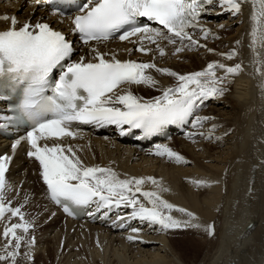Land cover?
Here are the masks:
<instances>
[{
  "label": "snow or ice",
  "instance_id": "snow-or-ice-1",
  "mask_svg": "<svg viewBox=\"0 0 264 264\" xmlns=\"http://www.w3.org/2000/svg\"><path fill=\"white\" fill-rule=\"evenodd\" d=\"M34 2L51 5L53 16H65L63 5L66 0ZM218 2L236 15L241 11L243 0ZM213 3L214 0H85L77 5L76 14L68 19L72 25L70 32L78 37L82 45L89 46L92 59L80 56L76 60L72 59L75 51L73 41L49 23L26 22L16 27L18 21L15 16H0V19L11 21L7 29L0 30V77L23 80L28 85L20 105L19 119L26 118L31 127L25 136L12 144L13 153L21 141H27L30 145L27 156L39 162L40 175L47 186L50 199L62 205L65 213L73 214L71 205L95 203L97 211L121 206L131 208L128 219L159 225L162 231L200 227L198 224H191V219L181 221L171 215L176 206L163 199L159 191L143 190L142 186L146 182L159 187L158 181L153 177L121 179L110 167L86 166L73 147L62 141L79 136V125H115L122 135L130 134L133 129H140L144 134L141 138H144L161 131L165 125L187 122L204 101L223 96L227 91L225 81L239 74L242 64L227 66L213 61L202 71L181 75L169 68L157 67L153 61L118 59L115 53L101 52L95 46L119 39L139 44L136 50L147 54L152 51L151 48L144 47V42L148 41L156 46L159 55L163 57L166 52L159 41L164 40L173 46L179 42L180 46L175 47L173 54L180 53L185 47L199 45V41L193 38L188 29L199 28L207 39L211 30L197 21ZM251 3L253 11L250 17L252 27L249 47L255 71L264 77V0H251ZM141 18L162 27H151L149 23L142 22ZM132 37L138 39L132 41ZM184 41H188V45ZM236 43L239 44L240 41ZM127 51L131 53L132 49ZM208 51L214 50L209 48ZM219 55L231 60L237 52L233 49ZM57 68L60 69L59 77L50 83L49 76ZM151 69L175 77L177 84L164 88L160 96L145 100L134 95L130 89L133 85L154 87L157 81L149 73L148 70ZM217 69H223L224 75L218 76ZM48 88L52 95L46 96L44 92ZM209 119L212 118L198 116L192 123L194 127H201ZM74 127L77 130L74 131ZM215 127L213 125L212 129ZM197 134L204 135L193 132L188 133V136L192 138ZM207 138H211V135ZM155 154L167 155L178 163L186 162L183 156L167 145H157ZM11 160V156L0 155V219L10 213L13 217L18 216L22 223H11L4 227L2 234L6 240L5 254L0 255V260L11 259L12 264H15L24 240L17 230L22 229L27 233L32 225L24 221L19 207L13 208L10 202L5 201L6 171ZM193 183L204 186L208 182L198 180ZM140 196L149 206L141 201ZM177 210L194 218V214L186 209ZM120 226L124 227L123 224ZM205 230L209 235L214 234L212 225H208ZM138 231L137 228L132 229L133 233ZM128 239L134 240L137 237L129 236ZM32 242L34 241L29 243ZM10 247L12 250L8 251Z\"/></svg>",
  "mask_w": 264,
  "mask_h": 264
},
{
  "label": "bare ground",
  "instance_id": "bare-ground-1",
  "mask_svg": "<svg viewBox=\"0 0 264 264\" xmlns=\"http://www.w3.org/2000/svg\"><path fill=\"white\" fill-rule=\"evenodd\" d=\"M226 7L217 2L215 9L209 12V26L206 28L211 31L207 39L201 33L193 35L199 45L206 47H185L184 51L173 54L180 44H170L169 57L160 63L158 59L157 66L183 75L197 72L195 69L201 67L206 68L213 61L227 66L242 64V71L225 81L227 91L224 95L204 101L198 113H201L199 117L212 118L208 121L213 120L216 125V143L214 140L204 142L205 134L185 138L191 129L175 137L180 148L173 151L186 161L180 163L167 155H156V149L147 154L133 152L130 145L117 142L115 138L112 140L114 145L110 146L100 135L90 136V142L76 141V145H72L85 165L94 161L109 163L117 168L119 172L116 173L121 179L153 177L159 187L146 182L143 190L159 191L163 199L176 206L171 215L181 221L191 219V224L200 227L162 231L159 225L128 219L132 209L123 210L121 207H112L104 212L112 211L115 217L111 227L87 221L74 222L64 218L58 209L43 199L32 200L37 196L33 188L37 186V179L36 175L29 173L24 186L14 183L4 190L5 200H10L15 207L20 206L24 221L34 224L27 233L22 229L17 230L18 235L24 237L15 258L19 259L18 264H264V77L256 73L249 47L253 11L251 0H243L241 11L236 15ZM5 8L19 16L30 15V8L24 2ZM20 20L23 19L18 18ZM0 23L6 26L9 20H0ZM237 41L240 43L237 44ZM159 43L164 48L167 46L164 41ZM184 44L188 45V41H184ZM209 48L214 51L209 52ZM233 49L237 55L231 60L219 55ZM148 71L157 84L154 87L133 85L130 89L133 93L150 97L162 94L164 88L175 83L173 76L158 73L155 69ZM217 75L223 76L224 70L217 69ZM207 126L196 129V133H205ZM62 143L66 144L64 140ZM20 160L21 157H18L15 163ZM25 163L29 162L25 160ZM35 165L42 183L39 162L35 161ZM234 168L235 172H232ZM237 168L245 170V182L238 195ZM16 170L14 165L11 174L16 175ZM22 177V174L18 175L19 179ZM198 180L208 183L197 186L193 181ZM140 199L149 206L142 196ZM45 205L54 215L48 221L43 218L49 214L44 209ZM179 208L193 213L194 218L178 211ZM6 216V225L22 223L18 216L13 217L10 213ZM101 220L103 216H100ZM231 221L236 222L234 228ZM208 225L214 226V234L218 235L216 239L205 230ZM133 228L139 231L133 233ZM3 229L0 222V255L5 254L6 240L1 237ZM175 234L184 237L178 238ZM129 236L137 239L129 240ZM11 250L10 247L8 251ZM187 250L192 253L190 258L187 257ZM35 259V262L32 261ZM0 264H12V260H0Z\"/></svg>",
  "mask_w": 264,
  "mask_h": 264
},
{
  "label": "rangeland",
  "instance_id": "rangeland-1",
  "mask_svg": "<svg viewBox=\"0 0 264 264\" xmlns=\"http://www.w3.org/2000/svg\"><path fill=\"white\" fill-rule=\"evenodd\" d=\"M234 29H235V27H234ZM174 58H176V56H174ZM204 125H208L207 126V128H206V130H205V138L203 139L204 140V142H207V141H209V142H213V140H214V143H216V134H215V129H211V127L214 125V122H213V120L212 121H207V122H205V124ZM211 126V127H210ZM209 128V129H208ZM219 129H221V127L220 128H216V131H218ZM210 130H211V132H210ZM209 131V132H208ZM212 135L211 136V138H213V139H211V138H209V140H207L208 138V136L207 135ZM215 135V136H214ZM214 137H215V139H214ZM211 139V140H210ZM241 168V167H240ZM239 168V169H240ZM236 168H234L233 170H232V172H235L234 170H235ZM237 171H241L240 173L239 172H237ZM238 173V174H237ZM243 173H245V170L243 171L242 169H240V170H238V168H237V170H236V173H235V178H236V186L238 187L236 190H237V195L239 194V192L241 191L240 189H241V185H242V183L244 184V175H243ZM237 174V175H236ZM240 174V175H239ZM233 176H234V173H233ZM237 176V177H236ZM242 178H241V177ZM240 177V178H239ZM238 179H240V180H238ZM239 185V186H238ZM236 216V214L233 216V218ZM230 220H233L232 218H230ZM233 221H235V219L233 220ZM233 221H231V226H232V228H234V226L236 225V222H233ZM232 223H233V225H232ZM235 223V224H234ZM218 233V232H217ZM217 234H212V237L214 238V239H216V237L218 236H216ZM175 236L176 237H178V238H180V237H184V236H180L179 234H175ZM186 253H187V257H191L192 256V253L189 251V250H187L186 251ZM39 263V262H38Z\"/></svg>",
  "mask_w": 264,
  "mask_h": 264
}]
</instances>
